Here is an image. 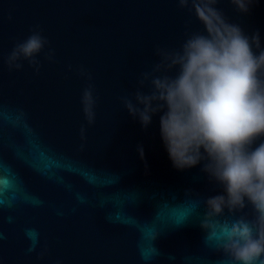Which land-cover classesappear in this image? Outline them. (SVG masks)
Wrapping results in <instances>:
<instances>
[{
  "label": "water",
  "instance_id": "1",
  "mask_svg": "<svg viewBox=\"0 0 264 264\" xmlns=\"http://www.w3.org/2000/svg\"><path fill=\"white\" fill-rule=\"evenodd\" d=\"M198 2L0 0V264H234L201 227L207 198L224 194L206 154L175 167L163 112L145 128L121 102L160 62L158 50L204 32ZM215 7L245 34L259 32L264 48V0L246 13L231 0ZM33 31L48 42L39 70L26 60L9 69V53ZM254 215L249 205L215 219Z\"/></svg>",
  "mask_w": 264,
  "mask_h": 264
},
{
  "label": "clouds",
  "instance_id": "2",
  "mask_svg": "<svg viewBox=\"0 0 264 264\" xmlns=\"http://www.w3.org/2000/svg\"><path fill=\"white\" fill-rule=\"evenodd\" d=\"M186 2L179 0L182 7ZM217 2L199 0L195 11L204 32L189 36L180 50H158L160 62L142 74L137 90L121 102L145 128L154 114L163 112L161 138L175 167L197 165L203 150L208 160L204 170L224 188V194L205 201V239L234 264H264V141L253 147L264 137V48L259 32L247 35L228 23ZM231 2L246 13L253 0ZM47 43L33 31L9 53V69L20 70L26 60L38 71L36 57ZM173 69L176 74L169 75ZM95 103L93 89L86 88L82 104L88 125L95 123ZM85 133L82 127V137ZM7 183L0 180V186ZM249 205L253 219H215L225 208L234 214Z\"/></svg>",
  "mask_w": 264,
  "mask_h": 264
}]
</instances>
